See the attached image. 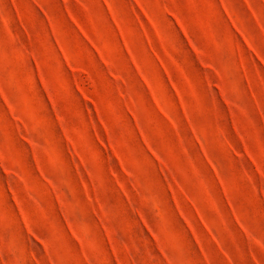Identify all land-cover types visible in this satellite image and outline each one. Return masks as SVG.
<instances>
[{
    "label": "rangeland",
    "instance_id": "rangeland-1",
    "mask_svg": "<svg viewBox=\"0 0 264 264\" xmlns=\"http://www.w3.org/2000/svg\"><path fill=\"white\" fill-rule=\"evenodd\" d=\"M0 264H264V0H0Z\"/></svg>",
    "mask_w": 264,
    "mask_h": 264
}]
</instances>
